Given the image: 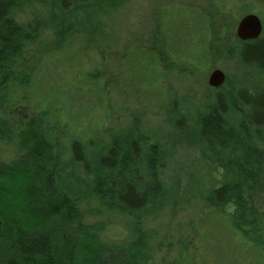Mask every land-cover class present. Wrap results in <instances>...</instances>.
<instances>
[{"label": "trees", "instance_id": "trees-1", "mask_svg": "<svg viewBox=\"0 0 264 264\" xmlns=\"http://www.w3.org/2000/svg\"><path fill=\"white\" fill-rule=\"evenodd\" d=\"M23 1L0 0V112L12 83L27 87L25 98L37 111L30 129L22 130L26 151L13 162L0 161V222L2 236L8 241L5 246L0 243V264H148L146 232L137 230L132 239L122 242H104L98 235L104 224L82 223V207L95 203L142 219L176 191L203 197L222 212L230 208L235 228L249 239L264 242L263 218L249 196L264 159V88L236 85L232 91H225L223 85L213 87L211 110L193 118L188 104L171 87L167 112L170 128L162 139L131 126L117 130L107 141L93 124L85 130L72 127L51 94L34 100L31 90L43 74L42 65L46 68V60L61 53L71 34L86 29L101 32L100 22L124 0H26L46 5L58 29L59 49L31 62L24 59L25 48L35 42L44 22L40 18L28 24L17 22L15 15ZM213 2L219 12L236 5L235 0ZM160 14L157 31L163 49L141 46L129 53L125 67L130 79L128 72L140 67L143 78L151 76L163 82L166 61L197 66L208 59L211 32L206 15L185 4L165 6ZM231 55L243 68L264 74L263 33L258 39H238ZM59 67L54 69L56 77L63 74ZM84 69V89H77L84 92L78 101L84 100L90 120L96 107L93 102L105 103V90L97 82L99 74ZM77 76L71 74L72 78ZM148 82L146 86L152 84ZM56 86L57 90L67 88L62 82ZM78 107L75 104V115ZM94 120L98 125L99 120ZM12 131V124L0 115V138ZM239 144L244 155L227 151ZM191 153L197 154L192 165L205 161L211 172L223 169L220 186L212 185L197 194L189 180L184 191L176 188L182 180L180 159ZM212 211L216 212L214 208ZM64 234H71V238L64 239Z\"/></svg>", "mask_w": 264, "mask_h": 264}, {"label": "rangeland", "instance_id": "rangeland-1", "mask_svg": "<svg viewBox=\"0 0 264 264\" xmlns=\"http://www.w3.org/2000/svg\"><path fill=\"white\" fill-rule=\"evenodd\" d=\"M235 1L233 8L230 6L227 11L219 12L213 0H124L107 19L100 22L103 28L101 32L86 29L69 36L60 49L61 53L49 57L45 62L46 68L42 65L43 74L35 81L31 96L37 100L51 94L58 106L62 107V115L72 127L78 126L85 130L93 124L107 141L112 139L117 130L131 126L155 133L162 139L170 128L167 112L168 96H172L168 90L171 87L188 104L193 118L206 115L213 106L215 89L209 85L208 79L215 68L222 69L226 74L222 86L225 91H232L236 85L264 88V74L243 68L238 59L231 55L238 42V22L245 14L256 13L264 26V0ZM173 4L188 5L209 18L211 36L207 48L208 59L197 66L166 61L163 70L167 76L163 82H157L151 76L143 78L140 67L133 69L132 73L128 72L130 79L125 67L127 55L141 46L163 49L157 31L160 11ZM36 18H40L44 26L38 31L35 42L25 48L24 59L28 62L59 49L56 43L58 29L56 23L51 22L47 6L24 0L15 20L28 24ZM72 58L74 61L67 60ZM58 65L63 74L56 77L54 69ZM84 66L96 71L94 74H99L97 82L105 90V103H101V100L93 102L96 107L95 112L91 111L93 116L90 120L84 100L78 101V95L84 92L77 91L81 87L84 89ZM143 68L146 69L147 65H143ZM71 74L78 76L72 78ZM146 81L152 84L146 86ZM61 82L67 84V88L57 90L56 85ZM26 92L27 87L22 84L12 83L7 89V103L0 115L12 124L13 131L0 138V161L13 162L26 151V142L22 136L24 131L30 129L37 111L25 98ZM75 104L79 106L76 115ZM94 118L99 120L98 125ZM24 137L27 141L31 140ZM227 151L236 152L239 157L245 154L240 144L229 146ZM195 159L196 153H191L190 157H181L182 180L175 187L183 188L181 191H184L185 185L191 180L192 191L198 194L212 185L220 186L223 169H215L213 173L205 161H196L192 165ZM249 194L264 224V159ZM213 208L216 212L212 211ZM82 210V223L104 224V230L98 231L104 242H122L132 239L137 230L146 232L148 264H264V242H258L257 238L249 239L239 228L237 230L230 208L222 212L216 204L212 205L203 197L195 198L192 194L176 191L167 195L157 210L142 219L121 215L95 203L83 205ZM2 228L1 224L0 243L5 246L8 241L2 236ZM69 236L71 238V234ZM69 236L64 234V239Z\"/></svg>", "mask_w": 264, "mask_h": 264}, {"label": "water", "instance_id": "water-1", "mask_svg": "<svg viewBox=\"0 0 264 264\" xmlns=\"http://www.w3.org/2000/svg\"><path fill=\"white\" fill-rule=\"evenodd\" d=\"M263 22L256 13L245 14L238 22L236 34L239 40L258 39L263 33ZM226 74L220 68L211 71L208 83L211 87H220L225 83ZM1 226V222H0Z\"/></svg>", "mask_w": 264, "mask_h": 264}]
</instances>
